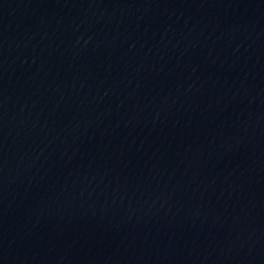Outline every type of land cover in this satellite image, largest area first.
<instances>
[{"label": "water", "instance_id": "obj_1", "mask_svg": "<svg viewBox=\"0 0 264 264\" xmlns=\"http://www.w3.org/2000/svg\"><path fill=\"white\" fill-rule=\"evenodd\" d=\"M264 178V0H0V213Z\"/></svg>", "mask_w": 264, "mask_h": 264}]
</instances>
